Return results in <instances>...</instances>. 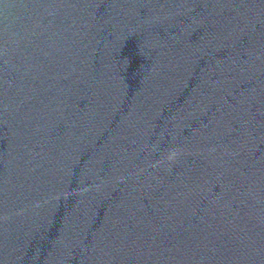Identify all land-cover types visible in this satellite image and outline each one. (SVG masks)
Here are the masks:
<instances>
[{"label": "water", "instance_id": "water-1", "mask_svg": "<svg viewBox=\"0 0 264 264\" xmlns=\"http://www.w3.org/2000/svg\"><path fill=\"white\" fill-rule=\"evenodd\" d=\"M0 264H264V0H0Z\"/></svg>", "mask_w": 264, "mask_h": 264}]
</instances>
